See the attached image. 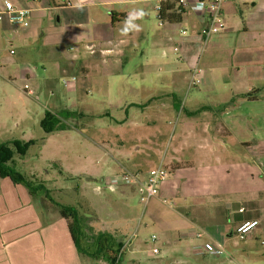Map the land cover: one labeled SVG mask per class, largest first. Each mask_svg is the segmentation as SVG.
Returning a JSON list of instances; mask_svg holds the SVG:
<instances>
[{"label":"crops","instance_id":"crops-1","mask_svg":"<svg viewBox=\"0 0 264 264\" xmlns=\"http://www.w3.org/2000/svg\"><path fill=\"white\" fill-rule=\"evenodd\" d=\"M3 1L6 0H0ZM9 1L30 9V16L27 26L14 25L6 16L0 20V77L10 81L9 71L18 68L21 79L28 81L27 84L30 81L33 95L44 89L51 96L43 100L39 96L35 98L37 102L42 101L38 102L42 111L36 110V134L43 126H50V121L43 124L46 110L63 109L62 98L54 96L57 74L72 70L70 75L76 77L77 92L79 74L88 87L92 72L96 71L93 62L96 59L90 58L88 44L78 36L68 35L72 27L80 31V26H88V32L98 37L96 40L100 38V45L111 49L110 56L122 52V44L134 34L141 38L157 35L161 58L171 60L174 52L179 51L188 63L167 71L158 70L168 73L173 80L171 86L174 82L173 88L177 77L182 79L188 75L198 62L201 81L186 99L173 88L156 92L149 89L150 94L141 98H123L116 102L110 99V106L96 113L113 120L117 127L111 133L123 145L125 139L117 130H121L120 125L127 121L131 109L138 114L140 125L136 124L137 127L153 128L135 134L132 150L104 147V154L110 158L104 160L105 168L119 163L118 168L138 172L140 180L149 169L160 164L168 171L171 169V174L159 184L157 195L149 200L148 209L152 217H157L158 203L170 201L167 210L174 221L171 227L157 234V248L161 251L166 246V254L174 257L171 262L189 264L186 253L193 252L204 241L219 242L229 250L233 261L216 258L220 264H254L255 260H264V0L224 1L220 9L224 26L208 35L200 32L207 23L206 14L190 7L184 9L178 22H160L156 9L159 0H83L82 7H76L80 0ZM150 11L156 16V20L150 21L153 30L145 26V15L149 17ZM139 12L143 16L131 21L136 27L124 32V24ZM53 17L56 26L65 28L67 38L73 41L74 47L69 46L72 52L63 54L62 36L53 39L47 35ZM176 45L178 50L174 51ZM42 57L48 59L49 67L40 65L39 68V63L44 61ZM144 77L148 73L141 75L135 87L143 86ZM154 77H148L147 86L155 85ZM3 87L5 83L0 81V90ZM253 89H258L256 98L237 97ZM111 106L123 111L125 116L112 117ZM64 108L75 111L74 116H84L68 106ZM170 119L183 125L171 152L168 153L170 147L166 150L163 145L164 150L159 154L157 147L167 136L161 134L160 126L166 121L170 123ZM19 133L23 140L39 139L24 125ZM228 151L235 154L228 157ZM148 158L155 162L145 163ZM115 173L111 171L106 176L116 179L119 172ZM0 178V264H81L59 210L51 209L46 200L35 199L22 184L8 176ZM136 186L138 189L137 183ZM246 220H258V223L241 239L234 228ZM198 232L202 236L197 237Z\"/></svg>","mask_w":264,"mask_h":264},{"label":"rangeland","instance_id":"rangeland-1","mask_svg":"<svg viewBox=\"0 0 264 264\" xmlns=\"http://www.w3.org/2000/svg\"><path fill=\"white\" fill-rule=\"evenodd\" d=\"M146 16L145 26L152 29L150 21L151 19L156 20V16L152 15V11H150L149 17ZM52 19L46 30L47 35L53 39L59 37V35L62 36L64 40L61 46L63 54L72 52L73 49L69 50V46L74 47V43L72 44L73 41L67 38L66 29L56 26L54 17ZM124 26H126V23ZM138 26H142L141 22ZM80 27V31L72 27L69 29L68 35L70 37L78 36L83 40L82 42L94 46L96 52L90 54V58L96 59V61L93 60L96 63V71L92 72L88 87L83 76L79 74L78 85L80 90L77 92L75 89L76 80L75 84L71 83L67 86L62 82V78H69L73 71L58 73L54 96L62 98L63 105L61 108L68 106L73 110L82 112L84 116L69 117L65 121L67 128L64 132L57 130L46 133L40 129L39 133L36 134V110L42 111V106L38 104L42 101L37 102L35 98L39 96L43 100L48 96V93L44 89L41 93L37 92L34 95L26 93L22 87L28 81H23L21 70L14 68L9 71L12 80L9 81L7 78L0 77V81L5 83V88L3 87L4 89L1 88L0 90V142L13 138L21 139L22 135L19 133L21 125L30 128L34 132L35 138H42L40 142L30 145L24 155L15 153L12 166L26 177L43 182L54 200L65 205L75 206L79 213L86 217L87 223L94 230L108 231L116 235L123 244L121 247V264H152V262H155V264H180L171 262L174 257L170 256L172 254H166V251H164L167 249L166 246H162L161 251L158 250V253L152 252L153 246L159 247L157 234L161 233L163 228L168 229L167 227H171L170 223L174 221L169 210H167L170 201H160L157 217H152L148 212L150 199L146 202L140 201L139 187L136 189V183L119 180L122 179L120 178L122 171L131 170L125 167L118 168L119 163L117 165L112 163V166L106 169L104 164L105 159L110 160L108 155L104 154V147L114 150L118 148L132 150L135 134L153 128L137 127L136 124L140 125V120L137 117L138 114L131 109L128 114L129 118L127 121L125 120L123 125H120L121 130H117L121 134L120 137L123 140L125 139L123 145L111 133L117 127L113 120H110V117L96 116V113L102 112L107 106H110L108 104L110 99L116 102L123 98H141L150 94L149 89L154 92L156 90H172L173 80L168 73H162L158 70L161 68L167 71L174 66H184L188 63L182 59L179 51L174 52L171 60L161 58L158 55L160 43L157 35L141 38L134 34L122 44V52L119 54L111 53L110 56V54L105 53L108 55H100L98 49L104 47L100 45V38L96 40L98 37H94L91 31L88 32V26ZM155 27L157 26L155 25ZM99 34H102V32ZM206 46L203 51H205ZM42 59L44 61L39 63V68L40 65L49 67V63L46 61L48 59L44 57ZM106 66H108V70H106ZM145 72L148 73V77L155 76L154 83L156 86H147L146 80L148 77H144L146 80L143 86L135 87V83L139 81L141 75ZM177 78L173 89L183 99L192 94L194 86L200 84L199 82L189 87V71L188 75L182 79L180 76ZM84 91H87V93H84ZM113 107H109L112 117L121 118L125 116L123 111L116 110ZM22 117V120H16V118ZM170 120V123L166 121V124L160 126L161 134L166 133L167 136H165L166 141L161 145L159 143V147H157L159 154L164 150L163 145L166 150L170 147L168 153L171 152L177 140L178 131L183 125V122ZM228 152V154L226 153L228 157L235 154L234 151ZM144 161L145 163L155 162L154 159L150 158ZM120 169L123 170L119 171ZM111 171L116 172L115 174L119 172L117 180L107 178V176H110ZM170 172L171 169L168 173ZM170 174H167V176ZM126 185H131L134 188L124 190L122 187H126ZM34 198L48 201L49 205L53 207L51 209L58 211V208L44 196ZM152 235L156 236L154 243L150 240ZM187 241L189 242L188 245L191 244L189 240ZM164 255L165 257H163ZM80 257L81 264H109L86 256ZM185 258L189 264H220L216 259L219 257H214V259L210 255H194L192 250L190 253H186ZM254 264H264V260L262 258L255 260Z\"/></svg>","mask_w":264,"mask_h":264},{"label":"trees","instance_id":"trees-1","mask_svg":"<svg viewBox=\"0 0 264 264\" xmlns=\"http://www.w3.org/2000/svg\"><path fill=\"white\" fill-rule=\"evenodd\" d=\"M183 12L184 8L179 6L176 1H162L157 9V19L160 22H178ZM257 92L258 89H253L245 94L237 95V97L253 99L256 98ZM74 115L76 112L67 108L55 112L46 110L43 124L50 121V126H43V130L46 133L57 130L64 132L67 128L64 120ZM40 141L41 139L23 140L17 138L1 141L0 176H8L13 182L22 184L31 196H44L53 203L58 208L61 217L66 220L71 240L80 256H86L96 261L102 260L109 264H121L123 244L116 235L108 231L94 230L87 223L86 217L81 215L75 206L65 205L54 200L43 182L26 177L12 166L15 153L24 155L30 145Z\"/></svg>","mask_w":264,"mask_h":264},{"label":"built area","instance_id":"built-area-1","mask_svg":"<svg viewBox=\"0 0 264 264\" xmlns=\"http://www.w3.org/2000/svg\"><path fill=\"white\" fill-rule=\"evenodd\" d=\"M162 1H176V3L182 8L190 7L200 13L206 14L207 23L201 28L200 32L203 35H208L210 33L219 32L223 26L224 22L221 16V4L226 0H159L156 9L159 8V4ZM6 16L10 23L14 25L27 26L29 23L30 9L25 7H17L11 1L6 0L0 2V20ZM91 53H95L93 45L87 46ZM174 51H177V46H175ZM98 52L101 54L111 52L108 47H100ZM200 72L201 67L198 62H196L190 69V80L189 86H192L200 82ZM76 77L74 75L69 78H62L64 85H69L74 83ZM23 88L29 94L33 93L32 88L28 84H24ZM168 170L163 165H158L149 169L143 180L139 179V173L124 170L119 180L123 182H135L138 184L140 192V201L146 202L152 197H155L158 193L159 184L167 177ZM117 180V179H114ZM165 201V200H164ZM240 211L243 208H239ZM258 223V220H246L235 226L234 232L239 238H244L245 234L248 233L252 227ZM197 237L202 236L201 232L196 233ZM155 235L151 236V241L155 240ZM153 253L158 252L157 247L152 248ZM194 255H210L213 257H225L228 261H233V257L229 250L221 243L214 241H204L193 249Z\"/></svg>","mask_w":264,"mask_h":264},{"label":"clouds","instance_id":"clouds-1","mask_svg":"<svg viewBox=\"0 0 264 264\" xmlns=\"http://www.w3.org/2000/svg\"><path fill=\"white\" fill-rule=\"evenodd\" d=\"M83 5V0H80V3H78L76 5V7H82ZM143 16V12H139V13H134L130 18L129 20L126 22V26L124 28V32H127L129 30H131L132 28H135L136 25L132 24V19H135L137 17H142Z\"/></svg>","mask_w":264,"mask_h":264}]
</instances>
